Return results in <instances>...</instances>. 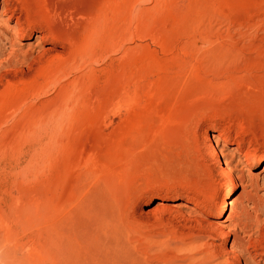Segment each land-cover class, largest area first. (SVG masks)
I'll list each match as a JSON object with an SVG mask.
<instances>
[{
    "label": "rangeland",
    "instance_id": "1",
    "mask_svg": "<svg viewBox=\"0 0 264 264\" xmlns=\"http://www.w3.org/2000/svg\"><path fill=\"white\" fill-rule=\"evenodd\" d=\"M0 264H264V0H0Z\"/></svg>",
    "mask_w": 264,
    "mask_h": 264
},
{
    "label": "bare ground",
    "instance_id": "2",
    "mask_svg": "<svg viewBox=\"0 0 264 264\" xmlns=\"http://www.w3.org/2000/svg\"><path fill=\"white\" fill-rule=\"evenodd\" d=\"M7 10V8H6ZM9 11V9L7 10ZM14 12V11H13ZM40 38H42V36H39ZM226 147V145L223 143H221V148L224 149ZM226 164L223 163V165L221 166L222 169H226ZM225 179L229 182L228 184V187L223 195V199H224V203H223V206L222 208L219 210V216L222 215L224 213V209H225V206L227 205V197L229 196V194L231 193V191L237 186V183L235 182L234 180V175H233V172H231L230 170L226 171V174H225ZM175 208L180 209L182 207H185L186 208V204L184 202H176V204L174 205Z\"/></svg>",
    "mask_w": 264,
    "mask_h": 264
}]
</instances>
